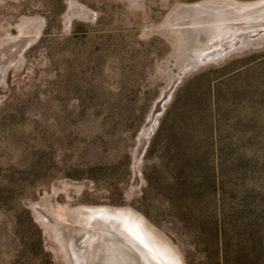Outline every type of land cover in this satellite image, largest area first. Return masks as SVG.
I'll list each match as a JSON object with an SVG mask.
<instances>
[{"label":"rangeland","instance_id":"1","mask_svg":"<svg viewBox=\"0 0 264 264\" xmlns=\"http://www.w3.org/2000/svg\"><path fill=\"white\" fill-rule=\"evenodd\" d=\"M95 218L264 264V0H0V264L89 256Z\"/></svg>","mask_w":264,"mask_h":264},{"label":"bare ground","instance_id":"2","mask_svg":"<svg viewBox=\"0 0 264 264\" xmlns=\"http://www.w3.org/2000/svg\"><path fill=\"white\" fill-rule=\"evenodd\" d=\"M101 218L93 219L102 234L99 238V247L93 246L92 253L86 257L73 262L75 264H159V258L147 248L139 238L130 235L121 227H116L114 224H106L102 226ZM92 228V227H90ZM95 229L93 228V231ZM99 234V233H98ZM103 234L106 238H104ZM101 245V246H100ZM74 250V245L70 244ZM72 251V250H71ZM78 254V253H77ZM93 256V257H91ZM83 262V263H82ZM162 264V263H161Z\"/></svg>","mask_w":264,"mask_h":264},{"label":"trees","instance_id":"3","mask_svg":"<svg viewBox=\"0 0 264 264\" xmlns=\"http://www.w3.org/2000/svg\"><path fill=\"white\" fill-rule=\"evenodd\" d=\"M176 104L178 105V99H177V103H176V99H175V101L173 102L172 107L175 105L174 108H176ZM172 107H171V109H169L168 113L165 115V118H164V121H163V125H164V123H166V121H168L171 118ZM211 178H212L214 184H216L218 182V180L216 179V173L213 172V171H212V177Z\"/></svg>","mask_w":264,"mask_h":264},{"label":"water","instance_id":"4","mask_svg":"<svg viewBox=\"0 0 264 264\" xmlns=\"http://www.w3.org/2000/svg\"><path fill=\"white\" fill-rule=\"evenodd\" d=\"M76 211H79V213H87V214H89V213H92V212H90V211H88V209H86V208H82V209H79V210H76ZM75 211V212H76ZM70 255H71V249H70ZM72 258V257H71ZM69 264H74L73 262H72V259H70L69 260Z\"/></svg>","mask_w":264,"mask_h":264}]
</instances>
